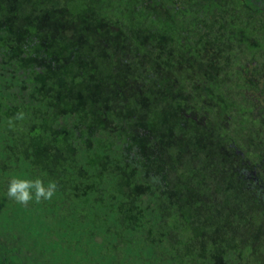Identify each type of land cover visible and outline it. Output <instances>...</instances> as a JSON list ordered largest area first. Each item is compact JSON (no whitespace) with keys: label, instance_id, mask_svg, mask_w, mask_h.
Instances as JSON below:
<instances>
[{"label":"trees","instance_id":"trees-1","mask_svg":"<svg viewBox=\"0 0 264 264\" xmlns=\"http://www.w3.org/2000/svg\"><path fill=\"white\" fill-rule=\"evenodd\" d=\"M240 3L0 0V264H264V167L220 133L262 71Z\"/></svg>","mask_w":264,"mask_h":264},{"label":"flooded vegetation","instance_id":"flooded-vegetation-1","mask_svg":"<svg viewBox=\"0 0 264 264\" xmlns=\"http://www.w3.org/2000/svg\"><path fill=\"white\" fill-rule=\"evenodd\" d=\"M240 5L243 10L236 18V26L234 29L237 31L236 37H243L249 43L254 45V49L260 53H264V0H240ZM232 39L231 41H233ZM248 52V56L246 55ZM245 57L250 59L248 74L251 89L247 87H233L228 93L232 94L234 104H241L248 102L245 98L249 99L250 103L242 112L245 118V123L240 124L236 121L235 116L229 114L228 121L224 122L220 127V133L223 132L224 136L229 135L227 127L232 125L233 131L231 136L238 137L240 135L241 127L243 132L250 137L249 153L252 162L257 163L260 167H264V58L261 64L262 71L260 72L258 61L256 60L257 54H252L250 51L242 52ZM206 66V65H205ZM222 135V134H221ZM229 137V136H228ZM245 153V152H244ZM256 173V171H253Z\"/></svg>","mask_w":264,"mask_h":264},{"label":"clouds","instance_id":"clouds-1","mask_svg":"<svg viewBox=\"0 0 264 264\" xmlns=\"http://www.w3.org/2000/svg\"><path fill=\"white\" fill-rule=\"evenodd\" d=\"M24 119L25 114L23 111H20L14 117L8 119L7 127L15 130L17 122ZM57 190L58 184L54 180L45 182L40 176L32 179L12 175L7 182L6 195L16 203L28 207L32 202L39 204L42 201H50L56 195Z\"/></svg>","mask_w":264,"mask_h":264}]
</instances>
